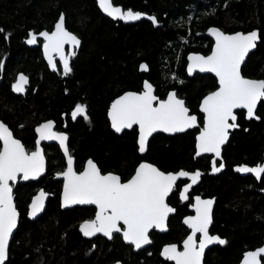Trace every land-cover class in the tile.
Segmentation results:
<instances>
[{
    "label": "trees",
    "instance_id": "obj_1",
    "mask_svg": "<svg viewBox=\"0 0 264 264\" xmlns=\"http://www.w3.org/2000/svg\"><path fill=\"white\" fill-rule=\"evenodd\" d=\"M112 2L153 15L158 23L112 21L100 13L95 0H0V119L29 150L34 145L33 126L49 118L59 126L63 116L75 167L90 158L101 172L116 173L122 181L141 160L164 172L202 170L194 191L214 197L211 227L225 238L224 245L206 252L203 264H234L244 251L264 242V173L256 180L233 171L238 164L264 162V101L256 107V118L245 120L243 111H236L238 128L230 132L222 146L224 167L215 175L206 172L208 156H192L197 128L174 135L156 133L147 141L144 153L138 154L135 128L113 133L108 127L106 108L121 92L138 91L145 78L159 98L174 89L189 112L196 114L200 125L202 116L197 105L204 94L216 87V81L210 74L188 76L184 69L186 54L208 52L211 41L203 34L208 26L223 32L256 28L258 42L240 73L264 80V0ZM60 13L65 28L80 41L75 55L69 57L72 70L67 75L60 70L50 72L38 44L27 43L30 31L50 30ZM140 62L147 66L146 72L137 70ZM18 72L29 78L24 96L9 91V83ZM77 104L86 106L87 120L69 119V111ZM44 154L45 174L13 187L19 219L4 264H106L113 259L123 264H170L158 256V251L163 242L178 243L183 235L179 218L184 205H176V189L168 198V203L176 206L167 221L168 231L151 232V244L146 248L133 251L130 245L122 244L119 236L110 241L88 240L80 236L77 225L92 215V208H59V182L52 175L62 170L63 157L54 144L45 145ZM39 186L52 195L43 212L35 220H28L26 205ZM260 261L264 263V256Z\"/></svg>",
    "mask_w": 264,
    "mask_h": 264
},
{
    "label": "snow or ice",
    "instance_id": "obj_2",
    "mask_svg": "<svg viewBox=\"0 0 264 264\" xmlns=\"http://www.w3.org/2000/svg\"><path fill=\"white\" fill-rule=\"evenodd\" d=\"M100 8L114 19L124 21H136L143 16L140 12L131 9L127 11L120 7H113L111 0H98ZM153 24L158 21L154 16H148ZM215 36V47L209 56H189L188 71L194 69L202 72H213L219 79L217 91L206 96L201 104V111L205 114L204 125L196 137V155L202 153H214L215 158L221 156V145L226 143L229 130L238 127L237 116L234 109H246L247 118L255 115V109L261 100H264V80L245 79L240 74V65L248 52L256 47L259 35L256 31L248 34L235 33L226 35L218 29H209ZM44 38V55L48 59L50 67L56 69L53 54L59 56L65 75L71 72L69 57L75 55L70 51L64 52L65 44L73 48L79 46L80 41L64 27V17L61 15L51 33L40 32ZM28 44L36 43V36L29 34ZM3 62H0V69ZM141 70L146 71L147 66L141 64ZM28 78L21 74L16 83L12 85L15 92L25 91ZM157 97L153 95L152 85L144 83L142 93H125L111 105L109 117L112 127L120 132L123 128H132L139 125V150H146L148 137L157 130L175 133L183 132L195 127L197 118L189 115L184 101L177 99L175 93H169L166 101H159L158 106L153 105ZM83 116L88 119L86 106L77 104L72 112L73 119ZM258 118V117H257ZM231 121V122H229ZM54 122L47 121L37 127L39 139L36 141L35 151L28 152L19 140L13 138L12 133L0 123V264H4L7 258L9 239L17 226L18 213L13 203V187L18 175L22 179H36L44 172V156L40 148L42 140H57L67 156V169L60 173L64 178L63 205L92 204L98 209L95 219L86 220L80 225V230L85 236H93L103 233L111 238L113 232H121L118 222L123 224V238L137 249L151 241L148 238L149 229L164 228L167 215L174 211L165 202V198L172 192L176 181L180 177H188V184L181 191V199H187V193L192 185L196 184L202 175L200 171L189 173L181 170L178 173L160 171L148 163H141L135 171V175L127 182H121V177L112 173L101 174L96 164L90 159L87 161L84 171L77 173L73 170V158L69 154L67 136L53 131ZM212 161V171L219 172L224 163L216 166V159ZM243 173H253L258 179L264 173V164L255 167L241 165L237 169ZM11 182V183H10ZM46 193L41 190L34 196L30 205L29 215L35 217L44 207ZM193 207L195 216L187 217L185 224L191 229V235L183 241V251H178L176 245H168L163 249L162 255L175 261V264H200L204 249L213 243H225L218 236H212L208 232L211 223V206L214 200H202L195 198ZM200 234L199 244L196 235ZM264 254V248L247 252L244 255L243 264H260L259 257Z\"/></svg>",
    "mask_w": 264,
    "mask_h": 264
},
{
    "label": "water",
    "instance_id": "obj_3",
    "mask_svg": "<svg viewBox=\"0 0 264 264\" xmlns=\"http://www.w3.org/2000/svg\"><path fill=\"white\" fill-rule=\"evenodd\" d=\"M95 3H96V7L99 9V11L105 16V17H108V18H110V19H112V20H115L113 17H111V16H109V15H107L101 8H100V6H99V4H98V0H95ZM113 7H120V6H114L113 5ZM121 8V7H120ZM129 8H127V9H123L124 11H127ZM134 12H139V11H134ZM140 13H142L143 14V16L141 17V19H144V20H146V21H149V22H152L151 20H149V19H147V17L148 16H153V15H149V14H146V13H143V12H140ZM61 15H62V13H60L59 15H58V17H57V19L55 20V22L53 23V25H52V28H51V30L50 31H46V30H40L39 32H37V33H32V34H34L36 37H39V38H41L42 39V43H41V55H42V57H43V59L45 60V62H46V64H47V67L49 68V70L50 71H53L54 69L52 68V67H50V65H49V63H48V59L45 57V55H44V43H45V41H44V38L43 37H41L40 35H39V33L40 32H49V33H51L52 31H54L55 30V25L57 24V22L59 21V19H60V17H61ZM141 19H139V20H141ZM117 20H120L121 22H123V23H131V22H135V21H124V20H121V19H118L117 18ZM136 21H138V20H136ZM65 27V26H64ZM213 28H215V29H218V30H220L219 28H217V27H215V26H208L204 31H203V34L205 35V36H207L210 40H211V44H210V48H209V51L206 53V54H202V53H199V52H189V53H187L186 54V56H185V66H184V69H185V72L187 73V75L188 76H191L192 74H194L195 72L196 73H199V74H210L211 76H213L214 77V79H215V81H216V87L213 89V90H211V91H209V92H207L206 94H204L201 98H200V100H199V103H198V105H197V110H198V112L201 114V124L199 125L198 124V122H196V126L195 127H191V128H188V129H186V130H190V129H193V128H197V132L194 134V150H193V154H192V156H193V158H198V157H201V156H209V170L207 171V174H209V175H214V174H217V173H219L220 171H222L223 170V168L219 171V172H213L212 171V161H213V159L215 158V154L214 153H202L201 155H199V156H197L196 155V152H197V149H196V143H197V140H196V137L199 135V133H200V130H201V128L203 127V125H204V120H205V114L201 111V104H202V102H203V100H204V98L206 97V96H208L210 93H212V92H214V91H217L218 90V88H219V79H218V77L215 75V73H213V72H207V71H205V72H202V71H200L199 69H194L191 73H189V71H188V65H189V63H190V61H189V56H194V55H200V56H209V55H211V53H212V50H213V48L215 47V42H216V38H215V36L214 35H212L211 34V32L209 31V29H213ZM66 29V28H65ZM67 30V29H66ZM68 31V30H67ZM221 32H223L222 30H220ZM253 31H256L257 33H258V31H257V29L256 28H254V29H251V30H248V31H245V32H242V31H239V30H237V31H233V32H223V33H225L226 35H232V34H235V33H237V32H239V33H243V34H248V33H250V32H253ZM68 32H70V31H68ZM70 33H72V32H70ZM73 34V33H72ZM74 35V34H73ZM78 38V37H77ZM79 40V39H78ZM258 42V40L256 41V43ZM65 45H67L68 46V49H69V51H72L74 48L71 46V45H69V44H65ZM78 47H76L75 49H77ZM254 50V48L253 49H251L249 52H248V54L251 52V51H253ZM65 52V51H64ZM247 54V55H248ZM57 58H58V60H59V62H60V59H59V56L58 55H56V54H54ZM247 55H246V57H247ZM246 57H245V59H246ZM245 59H244V61H245ZM244 61L241 63V65H240V67L242 66V64L244 63ZM60 64H61V62H60ZM141 64H144L145 65V63L144 62H140L139 64H138V71H144V70H141ZM61 66H62V64H61ZM241 74V73H240ZM21 75V73H19L17 76H16V79H15V81L11 84V86H10V89L12 90V91H14L13 90V88H12V85L14 84V83H16V80H17V78L19 77ZM242 77H244L245 79H250V80H257V81H259V80H262V79H256V78H249V77H245V76H243V75H241ZM145 81H147L146 79H143L142 80V83H141V89L139 90V91H134V90H125V91H123V92H121L120 94H118L117 96H115L114 98H112L111 100H110V102L108 103V106H107V108H106V119H107V121H108V125H109V128H110V130L113 132V133H115V134H120L123 130H129V129H131V128H123L120 132H117L113 127H112V121H111V118L109 117V111H110V109H111V105L113 104V102L115 101V100H117L119 97H121V96H123L125 93H129V92H132V93H137V94H139V93H142L143 91H144V83H145ZM149 84H151L149 81H147ZM152 85V84H151ZM152 88H153V95L154 96H156L155 94H154V87H153V85H152ZM15 92V91H14ZM17 93V92H16ZM169 93H175L176 94V91L174 90V89H170V90H168L166 93H165V95H164V97L163 98H159V97H157V100L156 101H153V105L154 106H158V103H159V101H166L167 99H168V95H169ZM176 98L177 99H180V100H183L184 101V99H182V98H179L177 95H176ZM264 101V100H263ZM259 103V102H258ZM258 105V104H257ZM184 106H185V104H184ZM186 107V106H185ZM257 107V106H256ZM187 108V107H186ZM188 109V108H187ZM237 110H241V111H243V117H244V119L245 120H249V118H247V110L246 109H234V113H235V115H236V111ZM256 110V109H255ZM188 113H189V115H194V116H196V114H194V113H190L189 112V109H188ZM196 118H197V116H196ZM253 118H256V116L254 115V117ZM47 121H51V120H46V121H42V122H40L38 125H36L35 127H34V134H35V139H34V149H32V150H30V151H28V152H31V151H35V149H36V141L39 139V133H37V131H36V129H37V127H39L41 124H43V123H46ZM229 122H231V121H229ZM1 123V122H0ZM5 125V124H4ZM6 126V125H5ZM7 127V126H6ZM133 127H135V129H136V146H137V153L138 154H143L144 152H141L140 150H139V136H140V130H139V125H133ZM8 128V127H7ZM238 128V127H237ZM237 128H235V129H237ZM185 130V131H186ZM232 130H234V129H230L229 130V134H230V132L232 131ZM10 131V130H9ZM54 131V130H53ZM11 132V131H10ZM55 132H57V131H55ZM184 132V131H183ZM12 133V132H11ZM58 133H63L64 135H66L64 132H58ZM156 133H163V134H165V135H174V134H178V133H182V132H175V133H169V132H164V131H162V130H157L156 132H153L149 137H148V139H147V141L149 140V138L152 136V135H154V134H156ZM13 136V135H12ZM229 137V136H228ZM14 139H16V140H18L17 138H15V137H13ZM50 142H54V143H56L57 144V146H58V148H59V150H60V152L62 153V155H63V158H64V162H65V166H64V169L61 171V172H59V173H54V176H53V179H61L62 180V182H61V187H60V192H59V195H58V202H59V208L60 209H67V208H70V207H73V206H91V207H93L94 209H95V212H94V216H93V218L92 219H95V214H96V211L98 210L97 208H96V206L95 205H92V204H73V205H69V206H62L63 205V191H64V178H63V176L62 175H59L60 173H62V172H64V171H66V169H67V156L65 155V153H64V150L61 148V146H60V144H59V142L57 141V140H42V141H40V148H41V151H42V154H43V150H42V147H41V145L43 144V143H50ZM227 142V141H226ZM146 144H147V142H146ZM223 145H225V143L223 144ZM223 145H221V149H222V146ZM3 147V142L2 141H0V148H2ZM73 158V157H72ZM216 159V166L217 167H219V164H220V162H221V156L219 157V158H215ZM88 160H90L89 158H87L84 162H83V165H82V168L80 169V171L79 172H77V173H80V172H82V171H84V169H85V166H86V164H87V161ZM217 162H218V164H217ZM73 163H74V160H73ZM141 163H148V164H151L150 162H147V161H144V160H142V161H140V162H138L136 165H135V167H134V169H133V172L131 173V175L126 179V180H123V181H121V182H127L129 179H131V177L133 176V175H135V171H136V169L139 167V165L141 164ZM151 165H153V164H151ZM241 165H245V164H239V165H235V166H233V170L235 171V172H237L238 174H240V175H245V174H251V175H254L253 173H243V172H239V171H237L236 169L239 167V166H241ZM154 167H156L155 165H153ZM248 166V165H247ZM255 166H257V165H252V166H249V167H255ZM98 168V167H97ZM157 168V167H156ZM73 170H74V168H73ZM160 170V169H159ZM181 170H183V169H177V170H175V171H167V172H164V171H162V172H164L165 174H167V173H178L179 171H181ZM161 171V170H160ZM184 171H187V172H189V173H194V172H196L197 171V169H195V170H193V171H188V170H184ZM44 172H45V159H44ZM44 172L40 175V176H42L43 174H44ZM108 173H112V172H105V173H103V174H108ZM112 174H115V173H112ZM115 175H117V174H115ZM39 176V177H40ZM255 176V175H254ZM39 177H37L36 179H28V180H33V181H35V180H37ZM28 180H24V179H22V174H20V175H18V179H17V182L16 183H18V182H26V181H28ZM178 180H186L187 182L184 184V185H182L181 186V188H180V192H179V196H180V193H181V191L184 189V187L186 186V185H188V184H191V180L188 178V177H180V178H178ZM177 180V181H178ZM176 181V182H177ZM199 181V180H198ZM11 183V182H10ZM15 183V184H16ZM197 184V183H196ZM196 184H194V185H192V186H195ZM15 186V185H14ZM190 189V188H189ZM41 190H43L42 188H38L35 192H34V194L30 197V199H29V201H28V203H27V205H26V212H25V217L28 219V220H35L42 212H43V210H44V207H45V202H46V200H47V198L49 197V196H51V194L50 193H47V192H45L46 193V197H45V200H44V207H43V209L35 216V217H32V216H30L29 215V212H30V205H31V203H32V199H33V197L34 196H36V195H38L39 194V192L41 191ZM189 191V190H188ZM197 196H199V195H195V196H193V202H192V204H191V206H190V210H192L193 211V214L192 215H190V216H195L196 215V210H195V208L193 207V205L196 203V200H195V198L197 197ZM200 197V196H199ZM13 198H14V195H13ZM180 198H181V196H180ZM201 198V197H200ZM166 199V198H165ZM202 200H209V199H212V200H214V197H205V198H201ZM183 200H185V199H183ZM13 203H14V201H13ZM214 204V203H213ZM213 204H212V206H211V211H212V207H213ZM17 211V210H16ZM18 213V212H17ZM190 216H188V217H190ZM18 218H19V214H18ZM18 218H17V222H18ZM187 218V217H186ZM186 218H184L183 219V221H185V219ZM91 220V219H90ZM84 221H86V219L85 220H82L81 222H79L78 223V225H77V231L80 233V235L82 236V237H85V238H90V237H92V236H85L83 233H82V231L80 230V225L84 222ZM119 223V225L121 226V229H122V231L121 232H118L119 234H120V236H121V240L124 242V243H126V244H130V243H128L127 241H125L124 240V238H123V224H122V222H118ZM165 224H166V220H165ZM165 224H164V228L163 229H161V228H156V227H153V228H151V229H154V230H156V231H159V232H162V231H164L165 230V228H166V226H165ZM190 229V228H189ZM150 230V229H149ZM15 231V229L13 230V232ZM149 232V231H148ZM96 234H100V235H102L104 238H106V239H108L109 237L108 236H105L103 233H96ZM192 233H191V229H190V232L186 235V237L184 238V240H186L187 239V237L189 236V235H191ZM12 235H13V233H12ZM12 235H11V237H12ZM94 236V235H93ZM212 236H215V235H212ZM11 237H10V239H11ZM148 238H149V235H148ZM199 238H200V234H199ZM10 239H9V241H10ZM149 240L151 241V239L149 238ZM183 240V241H184ZM183 241L181 242V244H180V246H181V250H178V251H183ZM151 244V242L149 243V244H145V245H143L141 248H139V249H142V248H144V247H147L148 245H150ZM199 244V241L197 242V245ZM131 245V247H132V250L133 251H136V250H138L133 244H130ZM168 245H173V244H164V245H162L161 247H160V249H159V256L163 259V260H167V261H169V262H171L172 264H175V261H172V260H168V259H166L163 255H162V252H163V249L166 247V246H168ZM175 245V244H174ZM211 245V244H210ZM210 245H208V246H210ZM207 246V247H208ZM206 247V248H207ZM205 248V249H206ZM259 248H264V242H263V244H261V245H259V246H256V247H254L253 249H250V250H246V251H244L243 253H242V255H241V257L239 258V260L236 262V263H234V264H243V259H244V255H245V253H247V252H251V251H256L257 249H259ZM204 249V250H205ZM261 256H264V254H262ZM260 256V257H261ZM260 257H259V259H260ZM7 259V258H6ZM6 261V260H5ZM5 263V262H4ZM110 264H121L119 261H114L113 263H110ZM200 264H202V257H201V261H200ZM260 264H264L263 262H261L260 261Z\"/></svg>",
    "mask_w": 264,
    "mask_h": 264
},
{
    "label": "flooded vegetation",
    "instance_id": "obj_4",
    "mask_svg": "<svg viewBox=\"0 0 264 264\" xmlns=\"http://www.w3.org/2000/svg\"><path fill=\"white\" fill-rule=\"evenodd\" d=\"M111 3H112V5H114V6H120L121 7V9L123 10V9H127V8H125V7H122L121 5H119V4H115V3H113L112 2V0H111ZM96 4V3H95ZM130 9V8H129ZM99 10V9H98ZM132 10V9H131ZM132 11H137V10H132ZM140 12V11H139ZM101 13V12H100ZM102 14V13H101ZM103 15V14H102ZM104 16V15H103ZM105 17V16H104ZM108 18V17H107ZM110 19V18H109ZM110 20H112V19H110ZM141 20H144V19H141ZM112 21H119V22H121L120 20H117V19H115V20H112ZM138 21H140V20H138ZM138 21H135V22H138ZM135 22H131V23H135ZM121 23H123V22H121ZM131 23H127V24H131ZM123 24H126V23H123ZM42 30V29H41ZM44 30V29H43ZM51 30V29H50ZM50 30H46V31H50ZM40 31V30H39ZM39 31H37V32H39ZM37 32H32V31H30L29 33H28V37H27V40L30 38V36H29V34L30 33H37ZM208 38V37H207ZM209 39V38H208ZM210 40V39H209ZM211 41V40H210ZM41 43H42V39L41 38H39V37H36V43H34V44H28V45H30V46H35V45H37L38 44V46H39V50H40V55H41ZM79 47V46H78ZM210 48V47H209ZM78 50V48L77 49H73L72 51H77ZM64 51H65V54L67 55L70 51H69V49H68V46L67 45H65L64 46ZM209 51V50H208ZM206 54V53H205ZM41 57H42V55H41ZM52 58H53V61H54V63L56 64V69L55 70H53V71H50L49 70V68L47 67V64H46V62H45V60L43 59V57H42V59H43V61H44V63H45V65H46V67H47V69L50 71V72H57V70H60V72H62L63 71V66H61V64H60V62H59V60H58V58L53 54V56H52ZM137 70H138V68H137ZM147 71V70H146ZM146 71H142V72H146ZM19 73H21V74H23L24 76H26L27 78H28V76L27 75H25L24 73H22V72H18L16 75H15V77L13 78V80L9 83V91L12 93V94H14V95H20V96H24V94L26 93V91H27V89L29 88V78H28V83L24 86L25 87V91L24 92H22V93H16V92H14V91H12L11 89H10V86H11V84L15 81V79H16V76L19 74ZM62 74V73H61ZM64 74V73H63ZM194 74H199V73H194ZM193 75V74H192ZM191 75V76H192ZM143 79H145V78H143ZM142 79V80H143ZM141 83H142V81H141ZM140 89H141V85H140ZM139 89V90H140ZM138 90V91H139ZM76 106V105H75ZM75 106L74 107H72L71 108V110L69 111V119L71 120V121H73V120H75V119H73V117H72V112H73V110H74V108H75ZM83 116H77V118H82ZM61 119H62V123L59 125V126H57L56 125V123L52 120V119H44V120H41V121H39L37 124H35L34 126H33V130H34V127L36 126V125H38L40 122H42V121H46V120H51V121H53L54 122V127H53V130L54 131H57V132H64L65 134H66V136H67V138H68V134H67V132H66V130H65V125H63V122H65V120H64V117L63 116H61ZM0 122L1 123H3V124H5L6 126H7V124L5 123V122H3L1 119H0ZM109 127V126H108ZM133 128V127H132ZM135 128V127H134ZM136 130V129H135ZM124 131V130H123ZM33 134H34V131H33ZM13 135V134H12ZM13 137H15L14 135H13ZM15 138H17V137H15ZM34 139H35V134H34ZM34 139H33V142H34ZM20 141V140H19ZM21 142V141H20ZM67 143V142H66ZM22 144V143H21ZM48 144H54L55 146H57V144L56 143H54V142H50V143H43L42 145H41V147H42V150H43V156H44V159H45V154H44V146L45 145H48ZM57 148H58V146H57ZM32 149H34V145H33V147L31 148V149H29V150H27L26 149V151H30V150H32ZM58 150H59V148H58ZM60 151V150H59ZM61 153V152H60ZM61 155H62V153H61ZM62 157H63V155H62ZM73 157V156H72ZM209 157V156H208ZM87 158H84L83 159V161H82V163H81V165L78 167V168H76L75 167V161H74V163H73V168H74V171L75 172H79L80 171V169L82 168V165H83V162H84V160H86ZM73 160H74V157H73ZM222 160V159H221ZM63 161H64V158H63ZM142 161V160H141ZM145 161V160H144ZM209 161V160H208ZM223 162V161H222ZM260 163H255V165H259ZM262 164H264V162L262 161ZM239 165V164H238ZM245 165H247V164H245ZM64 166H65V162H64ZM64 166H63V168H62V170L64 169ZM248 166H252V165H248ZM45 169H46V159H45ZM195 169H197V168H195ZM195 169H193V170H195ZM62 170H60V171H58V172H54V173H59V172H61ZM193 170H188V171H193ZM198 171H200L202 174H203V171L202 170H199V169H197ZM209 170V169H208ZM207 170V171H208ZM206 171V172H207ZM234 171V170H233ZM235 172V171H234ZM54 173H53V175H52V179H53V176H54ZM103 173H105V172H101V174H103ZM113 173V172H112ZM237 173V172H236ZM44 174H45V172H44ZM43 174V175H44ZM116 174V173H115ZM42 175V176H43ZM215 175V174H214ZM240 175V174H239ZM245 175H250L251 177H253L254 179H256V180H258V178L256 177V176H254V175H251V174H245ZM245 175H241V176H245ZM262 175V174H261ZM42 176H40V177H42ZM39 177V178H40ZM38 178V179H39ZM200 178H201V176H200ZM200 178H199V181H200ZM37 179V180H38ZM54 180H57L58 182H59V187H61V182H62V180L61 179H54ZM28 181H30V180H28ZM31 181H33V180H31ZM36 181V180H35ZM122 181V180H121ZM199 181L197 182V184L199 183ZM187 181L186 180H178L176 183H175V186H174V188H173V190L172 191H174V189H176V191H175V195H176V198H177V203H176V205H184L183 206V209H184V213L180 216V218H179V225H180V228H181V231L183 232V235H182V237H181V239H180V241L178 242V243H176V242H163L161 245H160V247L162 246V245H164V244H175L176 246H177V250H181V246H180V244H181V242L184 240V238L186 237V235L190 232V229H189V227H188V225L187 224H185L184 223V221H183V219L184 218H186V217H188V216H190V215H192L193 214V211L192 210H190V206H191V204H192V202H193V196H195V195H199L201 198H205V197H212V196H207V195H204V193H202V192H200V191H194V188L196 187V185L195 186H192L190 189H189V191H188V193H187V199H185V200H182L181 198H180V196H179V192H180V188H181V186L182 185H184L185 183H186ZM16 185V184H15ZM38 188H42L43 189V191H45L44 190V188L43 187H41V186H39ZM38 188H36V190L38 189ZM35 190V191H36ZM34 191V192H35ZM34 192H33V194H34ZM45 192H47V193H50V192H48V191H45ZM59 192H60V188H59ZM59 192H58V195H59ZM172 192H170L169 193V195L171 194ZM32 194V195H33ZM51 194V193H50ZM31 195V196H32ZM52 195V194H51ZM169 195L166 197V199H165V202L167 203V205L169 206V207H171V208H173L174 209V211L173 212H171V213H169L168 215H167V218H166V224H165V226H166V228H165V230L164 231H162V232H159V231H156V230H154V229H150L149 230V232H148V235H150V233L151 232H156V233H166L167 231H168V227H167V221H168V218L170 217V216H172L173 214H174V212H175V210H176V206H174V205H171L170 203H168V198H169ZM30 196V197H31ZM50 197V196H49ZM30 199V198H29ZM48 199V198H47ZM13 201H14V198H13ZM46 203H47V200H46V202H45V206H46ZM59 203V202H58ZM74 207V206H73ZM79 207H83V206H79ZM84 207H90V208H92V215L91 216H89V217H87V218H85L86 220H90V219H92L93 218V216H94V212H95V209L93 208V207H91V206H84ZM45 208V207H44ZM70 208H72V207H70ZM212 212V211H211ZM19 219V218H18ZM85 219H83V220H85ZM82 221V220H81ZM80 221V222H81ZM120 226V225H119ZM212 221H211V223H210V225H209V228H208V232H209V234L210 235H215V236H218L220 239H222V240H224L225 241V238H223V237H221V236H219L216 232H214L213 231V229H212ZM121 227V226H120ZM80 234V233H79ZM81 236V235H80ZM119 236V238H120V241L122 242V244H124V245H130V244H126V243H124L122 240H121V236H120V234L118 233V232H113L112 233V236H111V238H108V239H106V238H104L102 235H100V234H95L94 236H92V237H90V238H85V237H83V238H85V239H88V240H94V239H97V238H101V239H104V240H106V241H110V240H112V238H117ZM82 237V236H81ZM150 238V237H149ZM195 239H196V242H198L199 241V233H197V235H196V237H195ZM11 240V239H10ZM10 242V241H9ZM222 245H224V243L223 244H220V243H213V244H211L210 246H208L205 250H204V252H203V255H202V264H203V257L205 256V254H206V252L211 248V247H213V246H222ZM131 246V245H130ZM92 247V250L93 249H95V247H94V245H92L91 246ZM160 247H159V249H160ZM132 248V247H131ZM144 248H146V247H144ZM143 249V248H142ZM139 250V249H138ZM137 251V250H136ZM158 256H159V251H158ZM161 259V258H160ZM163 260V259H162ZM114 261H119L121 264H123L122 262H121V260H119V259H113V260H111L110 262H107L106 264H110V263H113ZM164 261H166V262H168V263H170V264H172L171 262H169V261H167V260H164ZM139 264H149V263H146V262H140Z\"/></svg>",
    "mask_w": 264,
    "mask_h": 264
},
{
    "label": "bare ground",
    "instance_id": "obj_5",
    "mask_svg": "<svg viewBox=\"0 0 264 264\" xmlns=\"http://www.w3.org/2000/svg\"><path fill=\"white\" fill-rule=\"evenodd\" d=\"M8 127V126H7ZM8 129L11 131V129L8 127ZM12 132V131H11ZM18 139V138H17ZM19 140V139H18ZM90 159V158H89Z\"/></svg>",
    "mask_w": 264,
    "mask_h": 264
},
{
    "label": "rangeland",
    "instance_id": "obj_6",
    "mask_svg": "<svg viewBox=\"0 0 264 264\" xmlns=\"http://www.w3.org/2000/svg\"><path fill=\"white\" fill-rule=\"evenodd\" d=\"M61 73L63 74L64 72L62 71Z\"/></svg>",
    "mask_w": 264,
    "mask_h": 264
}]
</instances>
